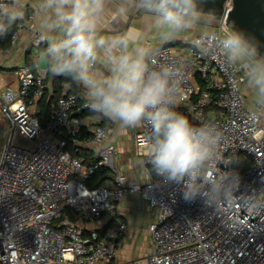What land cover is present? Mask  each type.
Returning <instances> with one entry per match:
<instances>
[{
  "label": "built area",
  "instance_id": "obj_1",
  "mask_svg": "<svg viewBox=\"0 0 264 264\" xmlns=\"http://www.w3.org/2000/svg\"><path fill=\"white\" fill-rule=\"evenodd\" d=\"M232 7L233 1L227 0L210 32L197 33L186 43L152 48L147 63L149 69L167 67L173 72L179 110L194 124L211 122L222 132L217 167L229 177L238 175L237 199L209 207L199 197L183 199L177 185L160 184L146 164V124L135 133L137 152L146 165L145 182L121 172L116 144L102 146L112 126L99 124L93 130L90 143L100 146L94 162L73 155L62 135L81 134L86 119L80 113L88 105L80 104V94L65 92L42 124L37 106L48 73L24 63L15 68L18 87L0 90V114L10 123L0 156V264H109L122 245L127 222L117 217L99 227L83 223L114 214L117 203L132 194L141 195L159 212L149 228V264H264V209L249 203L264 195L263 109L247 101L246 77L218 47L219 37L235 29L228 23ZM29 19L24 14L17 23L12 45ZM47 37L37 33L33 43L47 46ZM18 136L30 143L18 142ZM102 168L109 169L112 178L90 186L89 180ZM214 172L210 169L208 177L214 178ZM67 206L80 213L79 221L62 218Z\"/></svg>",
  "mask_w": 264,
  "mask_h": 264
},
{
  "label": "clouds",
  "instance_id": "obj_2",
  "mask_svg": "<svg viewBox=\"0 0 264 264\" xmlns=\"http://www.w3.org/2000/svg\"><path fill=\"white\" fill-rule=\"evenodd\" d=\"M198 3L139 0V7L154 14L161 26L180 32L199 15ZM40 7L51 13L48 19L53 25L41 67L79 85L89 109L120 128L146 124L150 130L146 164L160 184L177 185L183 199L194 201L199 197L209 207L237 199L238 175L229 177L217 167L222 160V132L211 122L194 124L179 110L169 68L149 69L145 50L128 51L127 35L109 39L100 34L98 21L105 0H41ZM23 18L20 0H0V36ZM218 47L226 61L241 68L246 83L254 90L257 107L264 109V56L259 55L258 44L232 28L219 37ZM101 49L110 65L107 74L95 70ZM212 168L216 172L209 178ZM249 203L264 209V195L255 196Z\"/></svg>",
  "mask_w": 264,
  "mask_h": 264
},
{
  "label": "crops",
  "instance_id": "obj_3",
  "mask_svg": "<svg viewBox=\"0 0 264 264\" xmlns=\"http://www.w3.org/2000/svg\"><path fill=\"white\" fill-rule=\"evenodd\" d=\"M20 2L23 6L24 14L30 16V19L28 25L20 33L16 44L12 45V48L9 50H2L7 52V57L5 56L4 62L0 63V71L14 70L17 66L26 63L27 57L35 62L34 66L40 67L39 61H43L44 59L43 50L46 46L44 44L37 46L33 43V40L37 33H44L48 37L52 34L49 32V29L53 25L48 19L51 13L40 7L41 0H20ZM119 10L126 11L122 12ZM196 23L195 21H191L186 27V29H192L193 31L189 38L190 40L193 35L197 34ZM98 30L101 35L109 39L127 35L130 38L128 51L140 48L146 51L147 56L152 48L163 43L174 41L177 44H182L190 41L186 38L185 30L173 32L167 27L161 26L155 15L150 12L135 13L133 14V18L130 19V13L127 12L126 4L119 0H105V9L98 21ZM34 49L38 50V55L36 56H33ZM105 56L104 50H99L95 70L101 74H107L110 70V65L107 64ZM48 76L50 78L48 77L49 80L47 81V93H50L53 82L51 74L48 73ZM18 85V78L15 75L14 77L0 75V90L7 86L17 88ZM65 92H71L68 85H64L63 93ZM75 93L80 94L81 98L79 102L81 105H84L86 102L82 96L81 88L80 91ZM255 100V97L249 96V103L251 105L255 103ZM38 108L37 106V112ZM83 110H86L84 115L80 113V116L86 119V125L83 129L90 131L91 134L86 136L84 131V138L80 140L75 139V145L85 152L84 155L89 154V158H97L100 146L92 145L89 139L95 127L105 121L106 124L113 127V131L103 142L102 146L109 143L116 144L120 148L117 162L121 172L129 179H135L140 182L147 181L148 176L144 158L138 154L135 144V133L140 129V125L135 128H120L117 123L93 112L88 106H84ZM0 121H5L1 114ZM17 140L20 143H30L22 136H18ZM80 157L85 159L84 156ZM117 217L127 222L128 230L123 237L122 245L118 248L115 258L109 264H149L148 256L153 249V239L149 228L152 223L157 221L159 217L158 210L151 208L141 195L132 194L117 203L114 214H106L99 222L91 224L83 223V225L88 228L99 227L112 223Z\"/></svg>",
  "mask_w": 264,
  "mask_h": 264
},
{
  "label": "trees",
  "instance_id": "obj_4",
  "mask_svg": "<svg viewBox=\"0 0 264 264\" xmlns=\"http://www.w3.org/2000/svg\"><path fill=\"white\" fill-rule=\"evenodd\" d=\"M136 12H134L135 14ZM133 18V14L130 13V19ZM17 24H15L11 29H9L8 33L4 36H0V50H9L10 48H12V43H11V36L14 32V30L16 29ZM174 44H177V42H174ZM26 63L34 66L35 62L33 60H31L29 57L26 58ZM49 77V76H48ZM47 77V81L49 80V78ZM52 78V91L50 93H47L48 88L46 89V92L44 94V96L40 99L39 104H38V112H37V116L40 118V121L42 124H45L51 114L52 108L55 105V102L57 101V99L60 97V95L63 94V89H64V85H68L69 90L71 92L75 91L78 92L80 91V87L79 85H77L76 83L72 82L71 80L64 78V77H57V76H53L51 75ZM215 109V108H214ZM86 112V110H83L81 112L82 115H84ZM102 125L104 126H111L106 124L105 121L102 122ZM85 131V129H83L82 133L77 135V136H72L71 134L68 133V131H65V133L62 135L63 138L66 139L67 141V146L66 149L69 150L73 155H77V156H84L85 160L88 163H92L94 162L97 158L95 157H88L89 154H85L84 151L81 150V148L77 147L75 145V139H82L84 138V136L86 135H90L91 132L90 131H85V135H83V132ZM90 159V160H89ZM113 176L112 172L107 169V168H102L100 170H98L94 176L91 178V180H89V185L90 186H99L101 184H104L107 180L111 179ZM64 217H69L74 221H79L80 220V213L75 210L74 208H71L69 206H67L64 209V212L62 214V218Z\"/></svg>",
  "mask_w": 264,
  "mask_h": 264
},
{
  "label": "water",
  "instance_id": "obj_5",
  "mask_svg": "<svg viewBox=\"0 0 264 264\" xmlns=\"http://www.w3.org/2000/svg\"><path fill=\"white\" fill-rule=\"evenodd\" d=\"M131 1L135 5L139 4V0ZM226 1L199 0V13L211 15L218 20L222 17ZM232 1L233 7L228 15V23H231L235 29L243 31L249 38L253 39L258 44L259 55L264 56V0ZM163 44H174V41Z\"/></svg>",
  "mask_w": 264,
  "mask_h": 264
},
{
  "label": "rangeland",
  "instance_id": "obj_6",
  "mask_svg": "<svg viewBox=\"0 0 264 264\" xmlns=\"http://www.w3.org/2000/svg\"><path fill=\"white\" fill-rule=\"evenodd\" d=\"M119 1L126 4L128 13H133V11L136 12L137 14L147 12L144 9L140 8L139 4L135 5V3L131 0H119ZM193 21L197 22L195 24V28H196L197 33H200V32L204 33L206 31L209 32L212 30L213 26L216 24V19L213 16L207 15V14H200V13ZM192 32H193L192 29L191 30L185 29V34H186L187 39L190 38V36L192 35ZM36 55H38V50L34 49L33 56H36ZM5 56L7 57V52L0 50V63L2 61L4 62V60L6 58ZM39 65H40V68H42L41 67V61H39ZM0 75H6L8 77H14L15 70H1ZM243 85L245 86L244 91L246 93L247 101H249V96L255 97L254 90L250 89V87L247 83H245ZM9 131H10L9 121H7L6 119L4 122L0 121V156H1L2 149H3V146L5 144V141H6V138H7Z\"/></svg>",
  "mask_w": 264,
  "mask_h": 264
}]
</instances>
